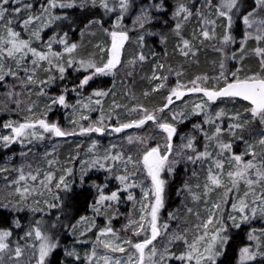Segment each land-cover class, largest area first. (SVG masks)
<instances>
[{"label":"snow or ice","instance_id":"6c2138e0","mask_svg":"<svg viewBox=\"0 0 264 264\" xmlns=\"http://www.w3.org/2000/svg\"><path fill=\"white\" fill-rule=\"evenodd\" d=\"M0 116V264H264V0H0Z\"/></svg>","mask_w":264,"mask_h":264},{"label":"rangeland","instance_id":"374dc122","mask_svg":"<svg viewBox=\"0 0 264 264\" xmlns=\"http://www.w3.org/2000/svg\"><path fill=\"white\" fill-rule=\"evenodd\" d=\"M1 118H6V117H4V116H0V119ZM3 119V120H4ZM185 130H187V129H185ZM13 150H16V146H14V148H13ZM10 154V153H9ZM7 159V157H6V155H5V152L3 151V150H0V165H2L4 162H5V160ZM173 200H175V198L173 197ZM117 227H119V224H117L116 225Z\"/></svg>","mask_w":264,"mask_h":264},{"label":"trees","instance_id":"16d2710c","mask_svg":"<svg viewBox=\"0 0 264 264\" xmlns=\"http://www.w3.org/2000/svg\"><path fill=\"white\" fill-rule=\"evenodd\" d=\"M58 115H59V113H56V114L53 115V117H50V118H54L55 116H58ZM3 119L4 118H1L0 121H2Z\"/></svg>","mask_w":264,"mask_h":264}]
</instances>
